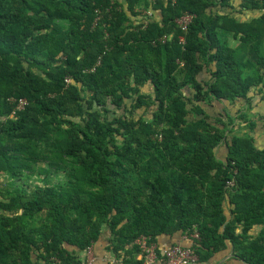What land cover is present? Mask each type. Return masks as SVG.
<instances>
[{
	"label": "trees",
	"instance_id": "1",
	"mask_svg": "<svg viewBox=\"0 0 264 264\" xmlns=\"http://www.w3.org/2000/svg\"><path fill=\"white\" fill-rule=\"evenodd\" d=\"M125 1L0 0V264H83L105 233L141 264V237L194 229L197 264H264V148L228 111L264 101V0L248 22L213 11L231 0Z\"/></svg>",
	"mask_w": 264,
	"mask_h": 264
},
{
	"label": "crops",
	"instance_id": "2",
	"mask_svg": "<svg viewBox=\"0 0 264 264\" xmlns=\"http://www.w3.org/2000/svg\"><path fill=\"white\" fill-rule=\"evenodd\" d=\"M243 0H231L230 6L222 9L219 7H216L213 9L214 12H217L220 15H230L234 17L239 22H248L253 19H257L260 16H262L263 11L261 10H244L242 8ZM231 45L235 46L237 45L236 41H232ZM251 112H252V118L253 121H257L258 114L263 115L261 117H264V101L260 100L262 97V94H251ZM251 135L255 138V145L259 149L264 148V122L262 124L257 121V126L255 127L254 131L251 133ZM258 232V229L254 231L256 234ZM186 234H175L174 236H166L162 235L158 237V247L159 249H166L168 247H171L176 244H180L182 246H189L191 245V240L187 237ZM108 244V241L106 244L103 243L101 240L97 244L93 246V252L94 257L96 258V261L90 263V264H112V260L115 256L112 255V253H108L105 250L106 245ZM82 262L85 263V255L84 252L81 254ZM54 264V263H53ZM209 264H247L243 261H240L238 259H234L232 257V249L229 246V248L225 251H222L215 255V257L210 261Z\"/></svg>",
	"mask_w": 264,
	"mask_h": 264
},
{
	"label": "built area",
	"instance_id": "3",
	"mask_svg": "<svg viewBox=\"0 0 264 264\" xmlns=\"http://www.w3.org/2000/svg\"><path fill=\"white\" fill-rule=\"evenodd\" d=\"M147 14L148 16H146V21L153 18L154 14L152 13V11H148ZM192 20L193 15L185 14L177 20V24L183 31H186ZM26 105L27 101L25 99L19 100L17 110L24 109ZM233 185L234 182L228 183V186ZM186 235H188L187 237L190 240H200V235L197 229H194L191 233H186ZM136 243L140 248V253L137 256V260L141 261V264H197L199 261V257L192 247H185L180 244H176L164 250L161 249V252L158 253V245L155 243H150L148 237H141L137 240ZM84 255L86 260L83 264H90L93 261H96V258L94 257L93 246L88 247L84 251ZM111 262L112 264H125L122 259H119L117 257H114Z\"/></svg>",
	"mask_w": 264,
	"mask_h": 264
},
{
	"label": "rangeland",
	"instance_id": "4",
	"mask_svg": "<svg viewBox=\"0 0 264 264\" xmlns=\"http://www.w3.org/2000/svg\"><path fill=\"white\" fill-rule=\"evenodd\" d=\"M123 5H124V8L127 7V3L125 0H123ZM140 9V10H139ZM137 10L140 11V13H142V16L139 17L140 21H143L145 20L148 16L147 12L150 11V10H144L142 9L141 6H137ZM152 13L154 14L153 10H152ZM233 41V40H232ZM231 41V42H232ZM143 92L145 94H148V93H151V89H144ZM132 103L131 100L127 101V104L128 106H130ZM215 109V110H214ZM213 112H216V113H221L220 111V108L219 106H215ZM242 110L244 111L245 113L247 112L249 116L252 115V112L251 110L248 109V104H240V102H234V103H231L229 108H228V111L230 112V116H232V118L234 117H238L239 116V110ZM152 109H148L146 111H144V109H141V110H138L135 112V116L138 118V117H144L145 119H150L151 118V114H152ZM247 116V115H246ZM263 115H259L258 114V118H257V121H259L260 124H262L264 122V118L261 117ZM237 124V122H236ZM246 124H243L242 127L236 129L237 131L239 129H242L240 130V132L242 133H245V132H248V127L245 126ZM218 154L220 157H224L225 156V152H224V148H221L219 151H218ZM62 174L60 173H55V172H50L49 175H42L40 176L39 178H34L32 179L31 181H29L28 183V186H29V189H33L35 188L36 186H40V185H43V181H50V183L53 185V184H56V183H59L62 181ZM9 185V180L5 177V176H0V187L1 188H5V187H8ZM108 233H105L102 237V241L104 244H106V242L108 241ZM113 255V254H112ZM112 260V258H111ZM57 263L59 264L60 261L57 260Z\"/></svg>",
	"mask_w": 264,
	"mask_h": 264
}]
</instances>
